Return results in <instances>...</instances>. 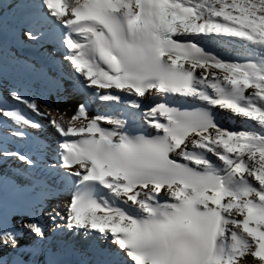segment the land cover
<instances>
[{"label": "snow or ice", "instance_id": "obj_1", "mask_svg": "<svg viewBox=\"0 0 264 264\" xmlns=\"http://www.w3.org/2000/svg\"><path fill=\"white\" fill-rule=\"evenodd\" d=\"M3 9L17 47L45 49L53 67L61 57L106 109L89 115L81 103L67 117L16 90L14 106L0 97V128L13 137L44 127L17 105L56 133L54 147L32 142L35 159L0 146L41 194L67 186L63 210L44 215L110 240L101 264H264V0H0V37ZM23 66L47 78L43 65ZM6 184L0 175V264H39L45 229L7 207Z\"/></svg>", "mask_w": 264, "mask_h": 264}, {"label": "bare ground", "instance_id": "obj_2", "mask_svg": "<svg viewBox=\"0 0 264 264\" xmlns=\"http://www.w3.org/2000/svg\"><path fill=\"white\" fill-rule=\"evenodd\" d=\"M5 3L9 4V1H6ZM12 16H13V13H10V14H8L7 18H10ZM6 29H7V33L3 37L5 38V41L7 42L9 40L10 35H14V27H11V28L7 27ZM15 48H16V51H18V53H20V49H19V47H17V45ZM21 49L26 50V52L22 55H25V57H28V58H30L33 53H36V52H39L42 50V49H36L34 47H27V48H21ZM16 60L17 59H15V61H13V64L14 63L16 64V62H17ZM32 74L33 73L29 72V75L26 77V79H28L29 77H32ZM51 76H52V78L54 77V75H51ZM33 80L34 79H32L30 81L33 83L34 82ZM65 83H66V85L68 84L69 86H71V88H69V89H72V90L64 91V93L62 94V96L65 97L64 100H61L62 97H60V99L53 97L51 94L48 93L47 90L44 89L43 86H40L39 84H33V85H36L35 87H33L31 83L27 84V85L24 84L22 86H19V85L16 86L17 84H15L16 87H14V88L16 91L25 95L26 97H31L32 99L36 98L40 101L45 99L46 104H47L46 107L49 110V114L51 113L50 115H56L57 110H58L59 113H66L67 117H70L73 113V109H74L76 103L78 102V100L80 98L84 97L85 94L89 95L90 93L88 90L81 89L76 80L74 82L68 81ZM70 83H71V85H70ZM59 93H62V90L59 91ZM96 105L97 104H95L91 107V109L89 111V115H96L104 109V106H102V108H97V110H96L97 113H96V111H94V108H96ZM29 116H32V114H30ZM218 121L223 122V120L219 114H218ZM224 124L225 123L223 122L221 125L223 126ZM228 128H230V127H228ZM36 131H39V130H36ZM49 133H50V135L51 134L53 135V133H54L53 129H50L49 127H46L42 131L43 135H47V136L51 137L52 135L50 136ZM55 135H56V133H55ZM21 141L22 140H20V139H15L14 137H11L7 141L3 140L2 144H0V146H2L4 149H6L8 151L15 152V146H12V145H16L19 143L21 144L22 143ZM53 146H55V139L53 141ZM53 146L50 145L49 147H53ZM23 152L28 153L29 155H32L34 159L36 158V156L34 154V148H32L30 151H23ZM46 159H47V163L49 165L56 163V157L54 156V154L49 153V155ZM12 160L14 162H12ZM12 160H11V158H8L4 161V163L8 162L6 164H8L9 166H13V168L17 167L19 170V173H22L23 171H25V166L20 161L15 160V159H12ZM1 163H3V162H1ZM18 179H21V178L16 177V180H18ZM6 180L8 181L9 179L6 178ZM22 180L25 181V179H22ZM15 183H16V181L13 182V184H15ZM27 183H30L29 178H27ZM13 184L9 185L7 183L8 186H12V187L14 186ZM52 185H54L56 188H50V191L45 195L41 194L39 189L37 190L34 187H33L34 188L33 189L34 192H33L32 188H31L32 186L30 187L28 184L26 185V187H25V184L22 185V187L24 188V191L26 193V196L22 192V189L18 188L19 190H15L16 189L15 187H14V189L10 188V190L14 192L13 194H15L18 198L7 199L5 202L9 204L11 210H13L17 213L19 212L20 214H22L24 216L25 219H27V218L29 219L33 216L36 218L37 213L40 210L38 208V207H40V205L37 207V205L35 204L34 197L37 198V201L39 203H42V201L47 200L48 212H50L53 209V207H56L60 210H63V208L65 206L64 203L66 202V199H67L68 188H67V186L61 185L59 181L55 182ZM28 190L30 191V194H29ZM5 191L6 190H4V194L8 193L7 191L6 192ZM7 195L8 196L5 195V198H11L12 197V195H9V194H7ZM58 222L60 223L59 225L61 228L54 235V238H52L51 240H48V236H47V239L43 242V245H42L43 248H47L49 246L48 247L49 250H48V253L46 255L40 256L38 258L39 264H45V262L49 259L54 260V256H58V258H59V263L56 262V264H84L85 263L84 260H86V264L90 260H93V264H99L98 259L100 258V255L96 252L98 247H97V249H91V250L89 249L88 251L86 250V253L82 254L83 252H77L78 247H75L74 245H72L73 249L69 250V252H66V250H65L66 248L64 246V243L66 241H68V240H66V238L68 237V238L72 239L71 242L74 243V242H76L75 238L77 237V235L75 232H69L64 227L63 221L58 220ZM82 238L87 243V245L85 247H89L90 242H93V244L95 246L98 243V241L95 239H92L91 241H87V238H85L84 236ZM24 239L27 240L28 239L27 236ZM66 256L68 257V260H67ZM251 259H252L251 257H245L244 260L241 262V264H250Z\"/></svg>", "mask_w": 264, "mask_h": 264}, {"label": "rangeland", "instance_id": "obj_3", "mask_svg": "<svg viewBox=\"0 0 264 264\" xmlns=\"http://www.w3.org/2000/svg\"><path fill=\"white\" fill-rule=\"evenodd\" d=\"M5 39V38H4ZM3 44H4V46H5V56H3V58L2 59H0V97H4V98H6V103H7V105L8 106H14L15 105V102H13V101H11V99L10 98H8V93H9V91L10 90H15V88L14 87H16V86H22V85H27V84H32V86L33 87H35L36 85H33V83L30 81V78L31 77H29L28 79H26V77L29 75V72L27 73V74H25V76L23 77L24 79H23V83L22 84H17L16 86H13V88H8V81H9V78L7 77V76H9V72H12V68H13V66H10V64H8V62L10 61V60H13V59H19L18 57L20 56H18V54H16V53H18V51H16V48H15V52L16 53H14L13 52V50L11 51V49H10V45L6 42V41H3ZM12 52H13V54L15 55H13L12 54ZM14 56L13 58L11 57V56ZM15 61V60H14ZM15 64V63H14ZM18 81V80H17ZM16 84V83H15ZM65 85H66V83H65ZM7 87V88H6ZM64 88H63V90H62V93H60L61 95H58V94H56L55 95V92H53V94H51L53 97H55V98H57V99H60V97H62V94L64 93V91H68V90H72V89H67L65 86H63ZM46 90V89H45ZM61 91V90H60ZM33 99H36V98H33ZM37 100V102H38V104H39V106H40V108H41V110L42 111H45V112H47V113H49V110H48V108L46 107L47 106V104H46V100L45 99H43L42 101H40V100H38V99H36ZM61 100H63V99H61ZM48 101V100H47ZM59 101V100H58ZM18 107H21L22 109H23V111H24V113H25V115H27V116H29L30 114H32V117L33 118H36L37 116L34 114V113H32L31 111H28L26 108H23V106H19V105H17ZM51 114V113H50ZM219 115L221 116V118H222V120H223V122L225 123L224 125H223V127H230V128H234V127H238V125H239V118H237V119H235V120H229V119H227V113H219ZM44 122L47 124L48 122H47V120L46 119H44ZM223 122H220L221 124L223 123ZM47 127H49L48 126V124H47ZM50 129H52L51 127H49ZM13 130L11 129V128H0V136H3V137H6V139H4V141H7L9 138H11V137H13L12 135H11V132H12ZM34 131H36V130H34ZM53 132H54V130H53ZM49 135H50V133H49ZM52 135V134H51ZM50 135V136H51ZM43 136H47V135H43ZM56 135H55V132L53 133V135L51 136V137H49V136H47V138H48V145L51 143H53V138L55 137ZM15 138V137H14ZM50 138V139H49ZM21 140V139H20ZM50 142V143H49ZM50 146V145H49ZM48 147V146H47ZM6 159H4V158H0V175H2L3 177H5V178H8L9 180L7 181V183L9 184V185H11V184H13V182L14 181H16V183L15 184H13L14 186L12 187V186H8L7 184L5 185V187H4V189H3V198H4V201H6L7 199H15V198H18L15 194H13L14 192L13 191H11L10 190V188H13L14 189V187L16 188L15 190H19L18 188H20V189H22V192L25 194V196H26V193H25V191H24V188L22 187V185H24L25 184V187H26V185L28 184L30 187H31V184L30 183H27V176L29 175V172L28 171H23L22 173H19V170H18V168L16 167V168H13V166H9L8 164H6V163H8V162H5L4 163V161H5ZM12 160V159H11ZM1 162H3V163H1ZM12 162H14L13 160H12ZM6 171V172H5ZM12 174V175H11ZM16 177H19V178H21V179H18V180H16ZM25 177V178H24ZM22 179H25V181L24 180H22ZM19 186V187H18ZM32 188V191L34 192V188L33 187H31ZM4 190H6L8 193H6V194H4ZM38 190V189H37ZM5 191V192H6ZM16 192V191H15ZM28 192H29V194H30V191L28 190ZM7 194H9V195H12V197L11 198H5V195L6 196H8ZM43 195H45V194H43ZM34 200H35V204L37 205V207L40 205V207H38L40 210H39V212L37 213V217H36V219H38L39 220V222L42 224V226L44 227V229H45V233H46V236H51L52 234H53V232H54V230H55V225H59L60 223L58 222V220H57V222H53L51 219H49L48 218V216H46V215H44V213H46V212H48V202H47V200H44L42 203H39L38 201H37V198L36 197H34ZM6 203V202H5ZM47 204V205H46ZM6 205H7V207L10 209V206H9V204L8 203H6ZM46 205V206H45ZM11 210V209H10ZM19 213V212H18ZM20 214V213H19ZM22 215V214H21ZM25 219V218H24ZM25 220H28V218L27 219H25ZM60 226V225H59ZM61 227H59V229H60ZM76 235H77V237L76 238H80V239H83L82 237H83V234L82 233H76ZM80 239H78L77 240V242L80 240ZM26 239H22V243H24V241H25ZM69 241H71V240H69ZM47 247V246H46ZM86 250L88 251L89 250V247H86ZM98 263L99 264H101V261H100V258L98 259Z\"/></svg>", "mask_w": 264, "mask_h": 264}]
</instances>
